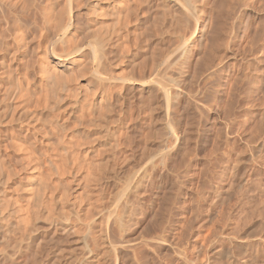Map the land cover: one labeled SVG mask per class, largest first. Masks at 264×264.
I'll return each instance as SVG.
<instances>
[{
	"label": "bare ground",
	"instance_id": "obj_1",
	"mask_svg": "<svg viewBox=\"0 0 264 264\" xmlns=\"http://www.w3.org/2000/svg\"><path fill=\"white\" fill-rule=\"evenodd\" d=\"M243 4L240 9L244 13ZM218 6L216 0H0V264H90L105 246L114 250L116 258L120 256L129 244L125 235L120 236L124 233L122 229L131 228L140 219L143 203L140 194L170 149L162 152L159 162L151 161L144 166L139 179H129L118 195H111L106 208L102 205L93 208L99 214L106 210L109 217L101 224L103 228L95 227L94 231L93 226H80L81 208L74 211L79 223L71 219L73 214L66 211L67 204L66 207L64 203L60 207L56 204L52 179L60 173L59 160L62 157L69 162L71 157H81L80 164L88 163L89 167L74 171L68 166L66 173L98 180L102 175L92 168L89 158L93 156L101 163L100 149L109 145L115 165L109 173L113 179L118 178V161L122 156L124 160L130 159L134 148L129 128H135L134 117L139 111L135 95L145 98L141 107L150 113V118L163 114L162 122L155 123L152 131L161 136L164 148L172 150L169 146L179 141L175 122L180 117L176 119V107L195 95V85L205 72L209 76L226 56L230 57L229 51L234 53L230 44L233 31L228 29L236 14L232 15L235 9L230 7L232 11L222 13L221 22L218 21L223 29L228 24L222 31L224 36L219 38L224 54H211L214 58L202 70L203 49L215 24ZM227 8L223 7V11ZM164 21L178 39L175 53L169 44L156 48L152 45L151 38L163 33ZM143 26L147 27L145 31ZM217 32L219 35L220 30ZM249 40V48L257 52L259 40ZM17 54L23 59L20 68L14 63ZM123 99L130 102L131 124L123 123L126 120L112 128L114 120L110 114L114 106L120 107ZM123 129H128L126 135H121ZM107 133L112 139L109 143L101 139ZM83 134L96 136L98 144L89 147L77 144L75 135L79 138ZM125 137L127 142H123ZM22 175L27 182L19 179ZM9 192H15V196L11 195L12 202L5 196ZM131 194H136V200L127 207L124 198ZM21 195L31 196L34 201L22 203ZM40 216L46 225L36 224ZM110 220L121 231L117 240L111 239ZM63 242L75 243L81 252L66 255L73 246L68 248L61 245Z\"/></svg>",
	"mask_w": 264,
	"mask_h": 264
},
{
	"label": "rangeland",
	"instance_id": "obj_2",
	"mask_svg": "<svg viewBox=\"0 0 264 264\" xmlns=\"http://www.w3.org/2000/svg\"><path fill=\"white\" fill-rule=\"evenodd\" d=\"M245 1L216 0L219 6L215 24L211 28L212 32L203 49L202 57L204 56L205 63L202 62V70L205 71L204 66H207L209 60L214 58L211 54L213 56L218 53H220L218 56L224 54L220 48L224 46L219 38L224 36L222 31L228 24L224 25L223 29L219 19L222 13L232 11L231 8L235 9L232 15L236 14L234 24H229L228 29L233 31L230 44L234 53L231 54L229 51L230 57L226 56L221 66L209 74L210 77L206 74L208 72H205L195 85L197 88L195 95L188 100H182L176 107L178 108L175 111L176 119L180 117L175 122L179 141L175 146H169L172 150L164 148L160 140L161 136L152 131L156 124L162 122L163 114L150 118V113L141 107L144 106L145 98L135 95L139 102L137 103L138 115L134 117L137 123L135 122L134 129L129 128L134 139V148L133 151L131 150L130 159L124 160L122 156L118 161L116 166L119 171L118 178L113 179L110 174L115 165L113 151L109 145L100 149L98 159L101 163L96 162L93 156L89 158L92 168L102 175L98 180H90L84 176L75 177L66 173L65 169L68 166L74 171L80 167L84 169L89 167L88 163L80 164L81 157H71L69 162L60 158V173L52 179L56 204L59 207L63 203L66 207L67 204L66 211L71 212L70 215L73 214L71 219L74 221L78 220L74 211L81 208L83 220L81 223L79 220L76 222H79L81 227L93 226L92 229L97 227L99 230L101 224L108 221L109 217L106 210L102 213L103 216L93 208L98 205L104 207L109 205L111 195L114 193L118 195L129 179H139L142 170L149 162L155 160L159 162L161 159L159 157L170 149L169 157L166 156L168 160L165 158L164 163L157 167L154 179L152 178L146 190L140 194L143 202L140 219L138 217L131 228L122 229L124 233L121 235L118 234L121 231L117 230L112 220L109 221L111 239L117 240L118 237L125 235V240L129 241L128 246L123 249L118 258L113 249L105 246L98 257L99 260L97 259V262L91 260L90 264H264V34L262 33L264 5H261L264 4V0L263 2L262 0ZM248 1L250 4H246ZM227 2L230 6H227ZM243 3L246 5L244 13L241 10L244 7ZM225 6L228 8L224 9V12ZM168 24L167 21L163 22L166 29L162 25L165 30L162 28L163 33L151 38V42L155 48L158 45L169 44L173 46L172 52L175 53L174 48L177 47L178 39L169 31ZM144 27H147L143 26L145 31ZM219 30L220 36L216 34ZM249 38L259 40L257 52L253 51V53L249 48ZM216 47L218 50L215 49ZM16 58L14 63L21 65L23 59L18 54ZM120 103V107L114 106L110 114L111 119L114 120L111 124L112 128L120 122L127 120L123 123L129 125L132 121L129 100L123 99ZM229 106L230 110H228ZM158 127L161 128L160 124ZM126 132L128 129H123L121 135H126L124 134ZM107 135L109 136L108 133ZM107 135L101 139L109 143L112 139ZM75 136L77 138L74 141L79 145L89 147L98 144L96 136L83 134L82 136L86 137L82 138L79 135L80 139L78 135ZM122 139L123 142H127L128 137ZM13 165L17 166L15 163ZM19 179L23 183L27 182L25 175ZM56 186L58 189L55 188ZM14 193H7L6 199L10 201L15 196ZM65 194L69 197H63ZM129 197L124 198L127 207L135 202L136 194H131ZM19 198L22 203L34 201L33 197L27 195H21ZM85 205L91 206V210H88ZM98 216H102L101 219ZM128 216L127 212L126 218ZM36 224L46 225V221L40 216ZM88 237H91V234ZM66 243L63 242L61 245ZM71 244L73 249L65 254L78 255L81 252L78 246L73 242ZM71 244L68 243L66 246L70 248Z\"/></svg>",
	"mask_w": 264,
	"mask_h": 264
}]
</instances>
